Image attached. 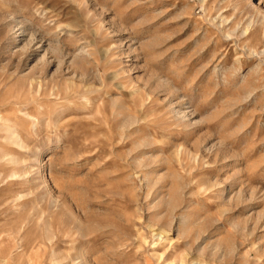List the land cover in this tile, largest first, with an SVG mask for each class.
I'll return each mask as SVG.
<instances>
[{"label":"rangeland","instance_id":"374dc122","mask_svg":"<svg viewBox=\"0 0 264 264\" xmlns=\"http://www.w3.org/2000/svg\"><path fill=\"white\" fill-rule=\"evenodd\" d=\"M0 264H264V0H0Z\"/></svg>","mask_w":264,"mask_h":264}]
</instances>
